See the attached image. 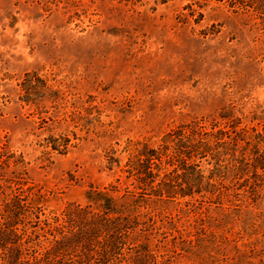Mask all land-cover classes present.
Segmentation results:
<instances>
[{"label":"rangeland","instance_id":"rangeland-1","mask_svg":"<svg viewBox=\"0 0 264 264\" xmlns=\"http://www.w3.org/2000/svg\"><path fill=\"white\" fill-rule=\"evenodd\" d=\"M263 25L215 0H0V200L31 189L51 221L91 191L119 198L138 143L216 119L249 166L221 154L211 174L207 155L214 187L141 202L147 264H264Z\"/></svg>","mask_w":264,"mask_h":264},{"label":"trees","instance_id":"trees-1","mask_svg":"<svg viewBox=\"0 0 264 264\" xmlns=\"http://www.w3.org/2000/svg\"><path fill=\"white\" fill-rule=\"evenodd\" d=\"M215 1L235 10L252 11L264 24V0ZM215 121L212 119L211 126L215 127ZM214 127L206 130L203 122L183 125L166 134L157 148L138 143L126 170L133 191L126 188L119 198L91 191L88 205L67 207L61 217L51 221L40 219L41 196L31 189L24 199L15 193L5 196L0 200V264H147L154 215L137 211L141 202L152 197L171 200L191 195L194 189L199 192L214 187L208 180L203 182L198 169L207 155L214 161L211 174L218 170L221 154L229 161L226 171L231 166V170L249 166L245 163L249 143L239 146L237 136ZM263 160L264 156L251 157L250 166L264 171ZM237 164L243 168H236ZM46 234L52 239L45 245L39 239ZM24 236L27 242H22Z\"/></svg>","mask_w":264,"mask_h":264}]
</instances>
